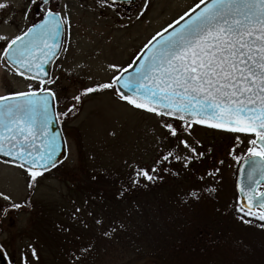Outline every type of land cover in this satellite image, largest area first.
<instances>
[{
    "label": "snow or ice",
    "instance_id": "obj_1",
    "mask_svg": "<svg viewBox=\"0 0 264 264\" xmlns=\"http://www.w3.org/2000/svg\"><path fill=\"white\" fill-rule=\"evenodd\" d=\"M30 3L40 7L41 22L11 38L0 34V41L6 44L0 60L7 61L17 75L40 84L37 89L29 84L27 91L0 95V155L11 158L5 163H14L27 173L29 188L61 162L57 158L61 142L67 146L61 133L50 127L53 122L69 116L84 96L110 91L130 109L157 117L164 130L158 137L157 156L151 167L129 165L132 173L128 177L129 187L122 188L120 197L133 188L147 187L144 181L162 180L161 172L179 176L180 172L170 167L173 161L182 163L184 169L193 161L202 162L211 149L198 150L200 141L193 137V131L204 127L234 136L229 155L240 165L241 174L244 165H248L251 183L247 187L237 183L242 200L238 199L231 207L244 223L251 222L245 217L264 222V191L256 190L264 182V0H198L177 20L152 35L140 48V54L126 66L108 64L111 77L83 88L72 97V107L61 113L52 108L57 95L45 85L55 81L44 79L47 76L44 66L61 49L58 37L62 26L71 28L67 5L57 11L59 0H30ZM6 7L8 3L0 2V9ZM242 136L250 138L246 155L239 156L236 151L245 143ZM219 163L222 165L224 161ZM219 171V168L206 171L198 179L215 178ZM215 191L214 187H204L185 195L198 200L202 192ZM0 197L10 200L3 193ZM20 207L18 203L11 204V208ZM80 211L76 209L77 213ZM95 223L104 229L101 232L104 237L117 231L115 224L105 229L102 218ZM259 227L264 228V223ZM28 247L31 259L29 252H22L17 260L0 246V264L5 260L8 264L38 262L37 249L31 244ZM93 247L89 244L81 248L82 256L77 259H82Z\"/></svg>",
    "mask_w": 264,
    "mask_h": 264
},
{
    "label": "rangeland",
    "instance_id": "obj_2",
    "mask_svg": "<svg viewBox=\"0 0 264 264\" xmlns=\"http://www.w3.org/2000/svg\"><path fill=\"white\" fill-rule=\"evenodd\" d=\"M0 2L9 4V7L0 9V34L14 37L30 24V11L37 5H32L30 0ZM187 2L159 0V4L146 10V16L138 21L129 17L127 10L110 9L95 0H59L56 10L67 5L71 28L65 26L64 47L52 66L49 79L55 83L45 85L57 95V113L72 107V97L83 88L95 81L108 80L112 75L108 64L125 66L130 63L152 35L185 12L183 6ZM136 13L137 9L131 11L130 16ZM5 19L10 22L4 24ZM4 46L5 41H0V53ZM29 84L38 88L37 82L17 75L4 60H0V95L27 91ZM60 123L67 141V158L50 173L38 177L33 188L28 187L30 177L26 172L0 166V193L10 197L7 201L0 197V246L18 260L22 252H29L31 259L28 246L33 245L39 260H32V264L96 263L99 258L96 242L92 244L84 233L76 242L74 234L67 230L69 215L61 210L68 204L75 206V199L68 193L76 182L85 177L91 180L93 177L90 176L97 173L131 164L151 167L157 156L158 137L164 130L157 117L130 109L110 91L84 96L69 116L60 118ZM112 132L115 135H110ZM193 137L200 141L198 150L208 152L211 149V152L202 162L193 161L188 169H184L182 163L172 162L176 171L182 173L184 181L187 180L183 191L188 193L204 187H214L216 191L212 194L202 192L198 200L186 197L188 205L184 209L192 211L182 210L184 216L190 218L192 227H196L199 225L196 220L203 214L199 210L203 207L198 203L211 204V209L204 214L217 209L224 222L223 234L218 232L220 230L210 229L205 237L208 243L210 241L211 260L217 264H264V228L257 225L264 222L245 217L251 222L244 223L231 207L238 200L234 188L238 164L229 155L235 143L234 136L196 127ZM249 138L242 136L245 143L237 149L236 155H246ZM221 160L224 161L222 165ZM215 168L220 169L215 178L198 179ZM12 203L21 207L11 208ZM95 220L92 224L97 226ZM89 244L94 245L92 253L90 251L78 260L77 257L82 256L81 248ZM211 244L216 248L212 249ZM229 245L241 247L246 257ZM105 262L111 263L109 255L105 256Z\"/></svg>",
    "mask_w": 264,
    "mask_h": 264
},
{
    "label": "trees",
    "instance_id": "obj_3",
    "mask_svg": "<svg viewBox=\"0 0 264 264\" xmlns=\"http://www.w3.org/2000/svg\"><path fill=\"white\" fill-rule=\"evenodd\" d=\"M172 170L176 171L173 165ZM131 174L129 166H121L90 176L95 179L85 177L68 193L75 199V206L68 204L65 210L60 208L69 215L66 227L74 234L76 242L84 234L92 244L96 242L99 258L96 263L86 264H107L106 255L111 258L109 264H217L211 260L210 241L208 243L205 237L210 229L223 234L224 222L219 211L212 209L205 215L211 204L200 201L198 205L203 209L199 210L203 214L196 220L199 225L191 226L190 218L182 212L188 202L183 191L187 180L184 181L181 172L179 176L161 172L162 180L144 181L147 187L133 188L120 197L122 188L129 187ZM77 208L81 210L79 213ZM186 211L190 213L192 209ZM99 218L103 219L105 229L112 224L117 226L111 237L101 235L104 229L92 224ZM211 246L216 248L214 244ZM228 247L241 251L246 257L241 247Z\"/></svg>",
    "mask_w": 264,
    "mask_h": 264
},
{
    "label": "flooded vegetation",
    "instance_id": "obj_4",
    "mask_svg": "<svg viewBox=\"0 0 264 264\" xmlns=\"http://www.w3.org/2000/svg\"><path fill=\"white\" fill-rule=\"evenodd\" d=\"M96 2H100L103 6H106L110 9H123V10H127L128 12V16L129 17H133L134 19L140 21L142 20L146 14L145 11L150 9V8H154L156 5L159 4V0H152V2L150 3L149 1H147V7H145V3L146 0H115V3H113V0H107V3H103L102 0H95ZM198 2V0H188V2L186 3V5H184L183 11H187L190 7L194 6V3ZM135 9H137V13L134 16H130L131 11L133 12ZM32 11V12H31ZM30 13H31V22L28 26L35 24L37 21H39L42 18V13H41V9L39 6H35L31 9ZM142 13V14H141ZM27 26V27H28ZM64 47V43L62 45L61 51ZM38 84V88L40 87V84L37 82ZM0 166H4V167H10V168H14L17 169L23 173H25L24 170L12 166L8 163L2 162L0 161Z\"/></svg>",
    "mask_w": 264,
    "mask_h": 264
},
{
    "label": "water",
    "instance_id": "obj_5",
    "mask_svg": "<svg viewBox=\"0 0 264 264\" xmlns=\"http://www.w3.org/2000/svg\"><path fill=\"white\" fill-rule=\"evenodd\" d=\"M41 22V21H40ZM39 22V23H40ZM62 28H63V26H62ZM169 31H171V29L169 30ZM62 36H63V30H62V32L60 33V35H59V37H58V39H59V41L61 42V40H62ZM140 54V53H139ZM57 57V56H56ZM56 57H54L48 64H46L45 66H44V71L47 73V76H45L44 77V79L46 80L48 77H49V74H50V68H51V64H52V62L55 60V58ZM7 62V61H6ZM8 63V62H7ZM14 69V68H13ZM15 70V69H14ZM130 71H132V69H130ZM30 75V74H29ZM52 108L55 110V101L52 103ZM51 128H52V130L53 131H58V132H60L61 133V135H62V137H63V139H64V136H63V134H62V131H61V129H60V126H59V124H58V121H55V122H53V124L50 126ZM65 140V139H64ZM66 155H67V148H66V146L63 144V142H61V145H60V152H59V155H58V160L59 161H63L65 158H66ZM0 160L1 161H10L11 160V158L10 157H5V156H3V155H0ZM60 162V163H61ZM241 163H243V161H241ZM10 164H13V165H15L14 163H10ZM59 164V163H58ZM57 164V165H58ZM247 169H248V165H244V172H243V174H241V171H240V165H239V167H238V170H237V176H236V181H235V190H236V192H237V194H238V196H239V199H241L242 200V197L240 196V193H239V191H238V189H237V187H236V185H237V183H240L241 184V186L242 187H247L251 182L248 180V172H247ZM259 179V177L257 176V180ZM261 184H264V182H261L260 184H259V186L261 185ZM258 186V187H259ZM258 187H257V189H258ZM256 189V190H257ZM264 191V190H263ZM3 264H7L6 263V260L5 261H3Z\"/></svg>",
    "mask_w": 264,
    "mask_h": 264
}]
</instances>
